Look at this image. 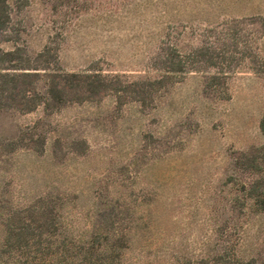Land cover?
I'll return each mask as SVG.
<instances>
[{
    "label": "rangeland",
    "instance_id": "obj_1",
    "mask_svg": "<svg viewBox=\"0 0 264 264\" xmlns=\"http://www.w3.org/2000/svg\"><path fill=\"white\" fill-rule=\"evenodd\" d=\"M263 118L264 0H0V262L40 212L121 264L217 255L264 194Z\"/></svg>",
    "mask_w": 264,
    "mask_h": 264
},
{
    "label": "trees",
    "instance_id": "obj_2",
    "mask_svg": "<svg viewBox=\"0 0 264 264\" xmlns=\"http://www.w3.org/2000/svg\"><path fill=\"white\" fill-rule=\"evenodd\" d=\"M261 129L264 132V118ZM251 199L254 203L249 208L250 224L247 223L243 233L246 235L232 246L224 247L217 255L209 257L204 252L207 258L203 256L199 264H264V241L256 240L252 244L253 237L250 235H255V226L260 229L264 225L261 219L264 218V194L253 195ZM44 214H27L24 218L27 222H23L21 227L20 220L22 222L23 218L17 220V226L11 225L5 243V253L7 251L8 255L0 264H121V252L128 248L124 246L123 240L120 243H108L110 241L99 237L98 233L106 231V226L96 229L91 226L89 236L84 230L75 232L74 228L67 225L61 231L57 228L58 223L41 216ZM263 233L264 226L256 238L263 237ZM256 246L258 249L255 253ZM251 248L254 254L250 252ZM258 256L261 257L259 260L256 259Z\"/></svg>",
    "mask_w": 264,
    "mask_h": 264
}]
</instances>
